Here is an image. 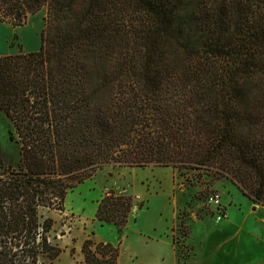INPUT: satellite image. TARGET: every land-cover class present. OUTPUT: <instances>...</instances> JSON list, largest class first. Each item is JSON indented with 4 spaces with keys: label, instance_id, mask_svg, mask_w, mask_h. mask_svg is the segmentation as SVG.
Listing matches in <instances>:
<instances>
[{
    "label": "trees",
    "instance_id": "1",
    "mask_svg": "<svg viewBox=\"0 0 264 264\" xmlns=\"http://www.w3.org/2000/svg\"><path fill=\"white\" fill-rule=\"evenodd\" d=\"M43 6L39 48L0 55L18 153L0 165V264H54L43 209L105 166L197 170L264 205V0H0V21ZM131 206L108 190L95 216L119 236ZM118 245L84 240V264Z\"/></svg>",
    "mask_w": 264,
    "mask_h": 264
},
{
    "label": "rangeland",
    "instance_id": "2",
    "mask_svg": "<svg viewBox=\"0 0 264 264\" xmlns=\"http://www.w3.org/2000/svg\"><path fill=\"white\" fill-rule=\"evenodd\" d=\"M15 38L8 34L7 44ZM3 117L0 112V165L5 166L18 153L7 138ZM197 172L169 166L96 170L86 181L93 190L88 192L82 181L67 189L60 206L43 209L53 220L51 241L60 249L54 264H84V240L108 238L113 243L124 238L116 264H264V205L250 201L227 179L207 185ZM139 182L145 193L136 190ZM104 185V192L112 189L131 197L119 236L112 224L91 213L88 194ZM214 192L227 209L222 221L215 220L207 203Z\"/></svg>",
    "mask_w": 264,
    "mask_h": 264
},
{
    "label": "crops",
    "instance_id": "3",
    "mask_svg": "<svg viewBox=\"0 0 264 264\" xmlns=\"http://www.w3.org/2000/svg\"><path fill=\"white\" fill-rule=\"evenodd\" d=\"M45 13H46V7L43 6L37 12H35L33 14H28L26 22L22 25H17V26H12L8 22L0 21V30H1L0 31V55L17 53L19 51L29 52V51L37 50L40 46V43H41L40 31L43 27V16L45 15ZM11 33H15L16 38H15V42L12 45H8L6 41H7L8 34H11ZM87 178L84 179L85 181L82 180L83 181V182L81 181L82 183L81 182H79V183L84 184L86 186V184H87L86 181H88ZM135 187H137V189H136L137 191L145 193V187L143 186V184H141V182H139L138 185H136ZM86 188H87L88 192L93 190L92 187L88 186V184H87ZM104 190H105V185L102 186L101 188H99L98 192H96L95 194H88L87 199L92 204L91 205V213L93 216H95L97 204H98L101 196L103 195L101 193H103ZM108 190H112V189H108ZM108 190H106V191H108ZM77 192L79 193V189H77ZM114 193L120 194V195H127L128 194V193H124V192H120V193L114 192ZM127 196H129V195H127ZM132 212H133V210H131V215H132ZM110 224H112V223H110ZM113 226H114L113 231L115 230V233H116V231H117L116 227H115V225H113ZM117 235H118V233H116V236ZM124 237H125V235H124ZM107 240L113 242L112 238H108L106 240H99V241H107ZM123 240H124V238H123ZM123 240L121 241V243L119 241L120 246H121Z\"/></svg>",
    "mask_w": 264,
    "mask_h": 264
},
{
    "label": "built area",
    "instance_id": "4",
    "mask_svg": "<svg viewBox=\"0 0 264 264\" xmlns=\"http://www.w3.org/2000/svg\"><path fill=\"white\" fill-rule=\"evenodd\" d=\"M207 203L212 209V213L216 221H222L227 217V209L222 205L219 193H211L207 199Z\"/></svg>",
    "mask_w": 264,
    "mask_h": 264
}]
</instances>
